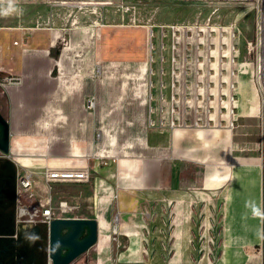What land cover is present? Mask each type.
I'll list each match as a JSON object with an SVG mask.
<instances>
[{
  "label": "rangeland",
  "instance_id": "374dc122",
  "mask_svg": "<svg viewBox=\"0 0 264 264\" xmlns=\"http://www.w3.org/2000/svg\"><path fill=\"white\" fill-rule=\"evenodd\" d=\"M6 15L18 16L20 21L35 29L32 31H38L33 35L36 39L33 42L38 44L43 35L40 32L48 31L47 29L65 27L71 31L81 27L87 31L81 46L75 45L74 41L71 43L73 45H69L71 41L67 35L66 39L57 41L51 51H41L37 50L39 47H34L30 52L39 58L41 54L58 58L63 47H69L67 57H73L76 65H55L51 70L52 76L66 79L72 90H80L86 77H101L105 91L118 86L120 92L125 94L121 95L118 109L103 115L101 132L106 139L99 151L107 163L120 157L131 158L135 156L131 148L140 153L145 147V115L140 113L142 107H136L130 99V93L143 92L149 81H153L155 92L158 91L160 82L165 81L168 84L165 90L169 93L175 70L179 84L194 85L195 70L198 68L197 54L201 55L204 62L199 67L201 73H204L203 84H206L208 70H215L213 63L208 61L206 46L205 50L198 53L193 41L180 40L182 42H178L174 50L171 46L174 43L171 31L163 36L162 29L171 25L189 26L194 30L213 27L229 33L233 27L236 30L234 43L238 48V61L242 65V71L238 77L240 116L237 126L230 129L239 136L240 149L243 147L244 150H251V146L257 148L261 165L263 164L264 108L252 76L253 55L250 52V41L255 33V8L251 0L0 1V16ZM217 36L218 32L215 31L212 40L215 45ZM72 38L79 41L80 36L77 33ZM164 45L166 48H163ZM212 59L215 61L214 55ZM9 77H15L18 81L22 78L17 73L0 70V81L8 83ZM211 79L217 83L219 75ZM190 88L189 86L188 90ZM216 93L213 90V97ZM54 117L63 118L60 115ZM186 118L189 123H193L195 115L189 113ZM183 128L199 129L192 125ZM46 140L45 142H51L49 138ZM92 181L91 172V178L86 182L54 183L52 194L55 204L64 199L74 204L76 208L67 214L71 217L86 213L93 205V197L97 192ZM104 193L96 195V199L100 200L106 195ZM110 193L115 195L113 189ZM129 196L132 201L137 198L138 206H160L159 198L156 197L144 200L142 196ZM167 205L171 206V203ZM197 206L200 207L192 227V243L161 241V235L182 234L186 228L181 223L170 221L167 225L164 222L162 226L157 211L154 213L156 220L144 227L147 235L145 241L130 242L126 238H113V235L119 234L114 227L107 244L101 242L99 248L91 247L70 264H263L261 218L260 223L250 220L247 226L240 227L226 221L225 214L220 212L213 199H210L208 206L200 202ZM175 228L178 232H173ZM137 230L140 231L138 228ZM186 233L188 234L187 231Z\"/></svg>",
  "mask_w": 264,
  "mask_h": 264
},
{
  "label": "crops",
  "instance_id": "0c3cea01",
  "mask_svg": "<svg viewBox=\"0 0 264 264\" xmlns=\"http://www.w3.org/2000/svg\"><path fill=\"white\" fill-rule=\"evenodd\" d=\"M32 30L35 29L18 16H0V70L22 76L18 82L0 81V111L7 117L11 131L7 157L16 162L20 156L24 164L90 167L97 192L90 210L80 217L99 220V240L93 247L99 248L101 242L107 244L114 227L119 234L113 238L145 241L144 227L156 220L157 211L162 226L170 221L186 228L182 234L175 228L173 232L178 233L161 235V241L192 243V227L200 207L197 203L208 206L210 199L217 202L229 224L245 227L250 220L257 223L262 220L263 226V219L254 217L247 206L250 202L263 206L264 172L257 148L240 149L239 136L226 127L148 126L144 91L129 94L145 115L143 151L139 153L129 144L128 149L135 152L131 158L120 157L108 161L109 164L107 160L96 158L106 139L101 132L103 115L118 109L121 95L125 94L118 86L105 91L101 77H86L80 90H72L66 79L52 76L55 65H76L73 57H67L69 47H63L58 58L46 54L39 58L30 52L34 47L51 51L56 42L66 39L67 35L69 45L74 41L81 46L86 30L81 27L71 31L65 27L47 29L40 32L43 35L39 44L33 42L36 40L33 35L38 31ZM77 33L79 41L72 38ZM57 115L63 116L62 120L54 117ZM48 138L50 143L45 142ZM111 189L115 191L113 196ZM99 193L106 195L99 200L96 199ZM129 195L142 196L144 200L159 198L160 206H138L137 198L132 201Z\"/></svg>",
  "mask_w": 264,
  "mask_h": 264
},
{
  "label": "built area",
  "instance_id": "2783aa9c",
  "mask_svg": "<svg viewBox=\"0 0 264 264\" xmlns=\"http://www.w3.org/2000/svg\"><path fill=\"white\" fill-rule=\"evenodd\" d=\"M251 1L255 8V33L250 41V52L253 55L251 61L252 76L264 108V0ZM169 30L171 31L170 36L174 40L171 45L174 50H176L178 42H182L180 40L193 41L198 53L205 50L206 46L209 53L208 61L213 63L215 70L214 72L211 69L208 70L206 84H203L202 76L204 73H201L199 67L204 62L201 55L197 54L198 68L195 70L194 85L186 83L183 86V84H179L177 76H175L176 70L170 82L171 90L169 93L165 90L168 86L165 81L160 82L156 92L153 90V81L146 82L148 86L146 85V89H144V95L148 103L147 125L169 129L191 125L199 129L236 127L240 116V83L238 77L242 71V65L238 61V48L234 43L236 30L232 27L227 33L223 29L216 30L213 27L206 30L199 28L194 30L189 26L171 25L167 29H162V35L167 36ZM215 31L218 32L216 45L212 42ZM163 48L166 46L164 45ZM213 55L215 61L212 59ZM215 75H219L217 83L211 79ZM8 82H18V80L15 77H9ZM189 86L191 87L190 90H188ZM213 90L217 91L215 97H213ZM93 103L90 100V104L93 105ZM189 113L195 115L193 123L187 121L186 116ZM0 154L6 155L1 150ZM19 157L15 162L19 169L17 182L18 219L31 225L45 223L49 226L53 218L68 216L67 214L72 212L76 206L66 199L60 200L56 205L52 186L59 182L89 181L91 178L90 167L88 165L52 166L47 163L34 164L33 162L24 164ZM95 157L105 159L100 151L95 154ZM262 167L264 172V161ZM262 195L264 206V175ZM49 264H51L50 259Z\"/></svg>",
  "mask_w": 264,
  "mask_h": 264
},
{
  "label": "flooded vegetation",
  "instance_id": "af4514ba",
  "mask_svg": "<svg viewBox=\"0 0 264 264\" xmlns=\"http://www.w3.org/2000/svg\"><path fill=\"white\" fill-rule=\"evenodd\" d=\"M18 175L15 162L0 154V264H49L48 226L18 219Z\"/></svg>",
  "mask_w": 264,
  "mask_h": 264
},
{
  "label": "water",
  "instance_id": "95a60500",
  "mask_svg": "<svg viewBox=\"0 0 264 264\" xmlns=\"http://www.w3.org/2000/svg\"><path fill=\"white\" fill-rule=\"evenodd\" d=\"M11 149L10 123L0 111V150L6 155ZM48 255L52 264H70L97 244L99 220L94 217H55L48 226ZM264 264V222L262 230Z\"/></svg>",
  "mask_w": 264,
  "mask_h": 264
},
{
  "label": "clouds",
  "instance_id": "9594fccd",
  "mask_svg": "<svg viewBox=\"0 0 264 264\" xmlns=\"http://www.w3.org/2000/svg\"><path fill=\"white\" fill-rule=\"evenodd\" d=\"M247 206L250 207L251 213L254 217L264 219V206H258L252 202H250Z\"/></svg>",
  "mask_w": 264,
  "mask_h": 264
},
{
  "label": "bare ground",
  "instance_id": "6f19581e",
  "mask_svg": "<svg viewBox=\"0 0 264 264\" xmlns=\"http://www.w3.org/2000/svg\"><path fill=\"white\" fill-rule=\"evenodd\" d=\"M239 107H240V101H239Z\"/></svg>",
  "mask_w": 264,
  "mask_h": 264
}]
</instances>
